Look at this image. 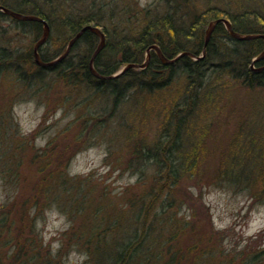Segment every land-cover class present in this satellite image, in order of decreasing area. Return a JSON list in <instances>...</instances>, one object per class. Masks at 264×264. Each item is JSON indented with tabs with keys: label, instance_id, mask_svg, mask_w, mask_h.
<instances>
[{
	"label": "rangeland",
	"instance_id": "rangeland-1",
	"mask_svg": "<svg viewBox=\"0 0 264 264\" xmlns=\"http://www.w3.org/2000/svg\"><path fill=\"white\" fill-rule=\"evenodd\" d=\"M156 1L114 0L116 8ZM252 3L264 13V0ZM213 21L205 31L207 37L212 27L209 39ZM110 23L107 27L113 28L114 21ZM8 25L0 19V28ZM98 27L106 46V27ZM12 30L0 37V44L35 48L45 25L36 42L32 35ZM50 35L51 27L46 47L53 53L61 42ZM153 53L158 54L154 47L139 68L149 64ZM54 78L51 74V88L34 95L30 88L27 93L22 89L14 71L0 76V264H93L82 236L102 213L110 216V225L119 218L128 230L145 218L152 227L149 243H165L178 252L176 264H191L204 254H216L220 264H229L232 256L234 264H247L256 250H264V188L245 180L232 186L223 175L243 153L248 171H254L251 180L260 179L254 180L258 168L264 170V88L250 89L224 76L220 87L205 92L209 102H199L191 127L181 137L187 168L173 181L150 157L139 162V149L135 155L132 148L135 140L160 142L165 101L148 95L145 118L134 119L135 108L126 104L122 128L117 115L108 113L99 132L84 131L87 116L75 119L85 111L73 102L61 106L64 92ZM88 92L71 96L85 104ZM94 95L93 108L105 103L104 97ZM62 175L68 181L61 187ZM59 192L64 200H54Z\"/></svg>",
	"mask_w": 264,
	"mask_h": 264
},
{
	"label": "trees",
	"instance_id": "trees-1",
	"mask_svg": "<svg viewBox=\"0 0 264 264\" xmlns=\"http://www.w3.org/2000/svg\"><path fill=\"white\" fill-rule=\"evenodd\" d=\"M253 1L157 0L154 4L139 8L126 4L116 8L114 0H86L85 4L80 3V0H73L71 5L69 0H0V5L39 16L49 23L50 38L61 43L53 53L48 51L47 41L39 47L42 60L46 62L62 54L67 43L92 22L96 26H105L108 36L106 46L94 59V67L102 75H113L131 63L142 64L147 50L153 44H158L168 58L183 53L177 60L169 63L153 53L149 64L144 68L131 66L123 73L102 78L95 75L90 66L100 36L92 29H86L75 41L70 53L50 66L37 63L33 46L21 49L0 44V76L6 71H14L22 89L27 93L30 88L35 95L39 90L44 92L52 87L50 79L51 74H54L53 82L64 92L61 106L67 107L72 102L74 105L78 104L77 107H81L80 110L85 113L79 112L75 122L87 116L82 125L83 130L89 129V132H99L101 125L105 126L101 121L102 116L109 115L108 113L117 115L118 126L122 128L126 104L135 108L134 119L138 116L145 118L147 96L159 97L167 106L160 108L163 127L160 142L150 145L138 141L136 144L135 140L132 148L135 155H138L137 148L139 149V162L150 157L165 169L163 176L175 181L182 169L187 168L188 162L181 137L185 129L191 127V115L195 114L199 102H209L205 92L213 85L220 87L224 76L239 80L250 89L264 88V57L256 58L264 51L263 36L237 39L226 28L225 23L219 20L206 44L205 31L213 19H229L233 29L242 34H264V13L252 7L255 4ZM0 19L8 20L9 24L0 28V37L7 36L14 29L19 31L18 34L32 35L36 42L44 31V22L41 20L18 19L2 10ZM112 20L113 28H108L107 25ZM205 46L206 53L203 55ZM87 90L89 92L83 97L86 99L85 104L77 102L74 95L71 96L72 93L76 95ZM94 94L104 97L105 103L93 108L91 104L94 103ZM130 137L132 139L134 136ZM242 155L237 162L235 159L223 170L227 183L236 186L245 180L244 183L264 188V170L258 168L254 180L258 176L260 179L252 181L254 171H248L244 156L247 154ZM60 180L61 187L68 181L63 175ZM65 198L60 192L54 195V200L61 201ZM52 201L50 198L49 202ZM150 206H146V212ZM145 211L146 216L148 213ZM109 217L102 213L101 220L82 236L85 245L89 246L87 253L93 264H176L178 252H171L165 243H149L148 234L152 227L149 229L145 218L128 230L124 228V224L121 225L119 218L110 225ZM161 247L164 248L160 250ZM205 255L193 259L191 264H220L216 254L203 257ZM254 257L247 264H264V250H256ZM232 258L229 264H234L235 258Z\"/></svg>",
	"mask_w": 264,
	"mask_h": 264
},
{
	"label": "water",
	"instance_id": "water-1",
	"mask_svg": "<svg viewBox=\"0 0 264 264\" xmlns=\"http://www.w3.org/2000/svg\"><path fill=\"white\" fill-rule=\"evenodd\" d=\"M0 10L12 15L13 17L15 18H18V19H26V20H41L44 22V25H45V32H44V35L43 37L38 41V43L36 44L35 48H34V52H35V59L37 61V63L43 65V66H50L52 64H55L57 63L58 61L62 60L64 57L67 56V54L70 52L73 44L75 43V41L81 36V34L83 33V31H85L86 29H92L93 31H95L98 35H100L101 37V42L100 44L98 45L95 53L93 54V57L91 59V63H90V66H91V70L93 71V73L95 75H97L98 77H102V78H106V77H113L117 74H120V73H123L127 68L131 67V66H136V67H143L144 64H138V63H131V64H128V65H125L120 71H118L117 73L113 74V75H110V76H106V75H102L100 74L94 67V59L95 57L97 56V54L100 52V50L103 48L104 46V33L100 30V28L98 26H95V25H86L84 26L72 39L71 41L69 42L68 44V47L67 49L64 51V53L62 55H60L59 57L51 60V61H43L41 59V56L39 54V47L46 41L47 37H48V34H49V31H50V27L48 25V22L39 17V16H34V15H29V14H25V13H22V12H18V11H15L9 7H6L4 5H0ZM219 20H222L226 23V26L228 28V30L230 31V33L237 39H249V38H254V37H259V36H263L264 37V34H242L240 32H237L233 29V26L231 24V21L227 18H222V19H217L215 21L212 22V26L215 25ZM211 29L212 27L210 26V29L209 31L211 32ZM208 31V35L206 37V44L209 40V34L210 32ZM154 47L157 49L158 51V55L161 57V59L166 62V63H169V62H173L175 60H177L181 55H183V53H179L177 56L173 57V58H168L166 57L163 52L160 50V48H158L155 44H153L148 50H147V53L149 52V50ZM206 53V46L205 48L203 49V55H205ZM264 57V51L258 56L256 57L257 59L259 58H262Z\"/></svg>",
	"mask_w": 264,
	"mask_h": 264
},
{
	"label": "bare ground",
	"instance_id": "bare-ground-1",
	"mask_svg": "<svg viewBox=\"0 0 264 264\" xmlns=\"http://www.w3.org/2000/svg\"><path fill=\"white\" fill-rule=\"evenodd\" d=\"M215 21V20H214ZM224 22V21H223ZM225 23V22H224ZM225 25H226V23H225Z\"/></svg>",
	"mask_w": 264,
	"mask_h": 264
}]
</instances>
